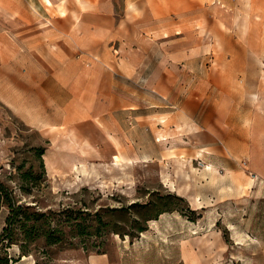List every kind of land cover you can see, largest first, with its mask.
<instances>
[{"label":"rangeland","instance_id":"1","mask_svg":"<svg viewBox=\"0 0 264 264\" xmlns=\"http://www.w3.org/2000/svg\"><path fill=\"white\" fill-rule=\"evenodd\" d=\"M83 1L75 3L85 7ZM114 1L117 10L108 14L109 21L130 14L122 10L124 0ZM255 3L260 7L254 8ZM152 4L155 10L148 6V11L133 12L140 37L168 35L191 56L199 46L205 66L216 69L221 64L211 58L239 51L251 81L262 73L264 62L252 40L257 41L260 21L264 34V0ZM69 14L82 23L90 13ZM100 17L99 25H107V18ZM103 42L116 46L114 32ZM66 78L74 85L69 92L74 94V133L31 128L0 100V184L16 203L44 213L38 221L40 235L28 244V253H22L18 240L10 247L0 244V255L6 249L9 264H94V258L97 264H264V99L254 82L240 91L245 104L238 110L247 131L232 138L224 130L215 142L219 150H212L205 135L197 139L201 129L189 117L167 118L166 131L159 132L158 112L177 109L169 98L166 108L151 106L147 96L154 97L142 87L137 111L149 114L154 133L146 124L134 127L137 119L129 110L116 109L103 125L104 137L98 118L93 126L86 112L97 68L76 57L74 75ZM196 78L180 77L176 88L181 97L194 92ZM117 81L131 95L130 81L112 73L106 78L107 97ZM65 96L58 91L55 105L63 104ZM249 148L256 154H248ZM6 213V205L0 206V232ZM55 227L62 232L55 231L58 240L47 244L43 234ZM140 227L146 229L139 232Z\"/></svg>","mask_w":264,"mask_h":264},{"label":"crops","instance_id":"2","mask_svg":"<svg viewBox=\"0 0 264 264\" xmlns=\"http://www.w3.org/2000/svg\"><path fill=\"white\" fill-rule=\"evenodd\" d=\"M152 1L124 0L122 10L130 14L109 21L108 14L117 10L114 0H84L82 4L85 7L77 5L76 0H0V100L31 128L49 134L53 129L65 128L67 132L74 133V94L69 95L74 91V85L66 76L74 75L76 57H79L89 64L93 62V67L98 70V81L88 87L93 94L86 112L89 124L94 126L93 118H98L102 127L97 128L104 137L108 114L116 109L129 110L137 119L134 127L138 129L146 124L154 133L152 121L147 117L149 114L137 111L140 108L138 93L142 87L154 97L147 96L153 103L151 106L166 108L165 101L169 98L177 109L175 112H158L159 119L155 117V124L159 126V132L166 131L164 122L167 118L174 122L180 121L181 115L189 117L196 127L205 129V134L198 131L197 139H203L205 135L204 140L210 141L208 148L219 150L215 142L223 138L221 133L224 130L232 138L237 131H247L241 127L246 121L241 120L238 110L241 103L245 104L241 101L240 91L245 92V86L254 82L260 100L264 99V68L256 75L258 78L251 81L245 58L239 51L222 52L220 57L211 58L212 62L221 64L216 69L210 64L205 66L207 58L199 46L194 48L191 56L177 38L171 41L168 35L140 37L139 20L133 12L148 11V6L155 10ZM253 6L256 9L260 7L257 3ZM74 10L90 14L86 15V21L80 23L69 14ZM100 16L107 18V25H99ZM92 17L96 21L91 20ZM259 24L257 41H252L258 47V59L264 62V34L261 35L262 22ZM111 31L114 32L116 46L103 42ZM110 47H114L112 56ZM112 73L130 81L131 95L126 93L124 82L117 81L115 91L109 87L111 94L107 97L106 78ZM188 75L198 77L194 92L181 97V90L176 87L180 77ZM58 91L66 93L60 106L53 101ZM39 99H42L40 104ZM59 110L62 112L57 117ZM256 114L261 113L256 111ZM224 124L226 127H222ZM88 139L93 140L91 134ZM247 153L256 154L250 148ZM91 261L97 264L99 260L94 258Z\"/></svg>","mask_w":264,"mask_h":264},{"label":"trees","instance_id":"3","mask_svg":"<svg viewBox=\"0 0 264 264\" xmlns=\"http://www.w3.org/2000/svg\"><path fill=\"white\" fill-rule=\"evenodd\" d=\"M39 152H43L42 149ZM6 205L7 213L4 215V225L0 232V244L3 247H10L15 241H20V250L22 253H28L30 250L28 244L33 242L40 233L39 219L44 214L38 210L30 211L31 206L22 203H16V201L10 196L5 187L0 184V206ZM146 227H140L139 232H142ZM61 229L55 227L49 232H45L47 244H52L58 240V237H54V232ZM6 249L3 254L0 255V264H9V258ZM35 264V263H34Z\"/></svg>","mask_w":264,"mask_h":264}]
</instances>
